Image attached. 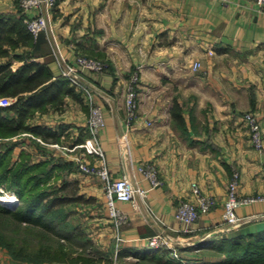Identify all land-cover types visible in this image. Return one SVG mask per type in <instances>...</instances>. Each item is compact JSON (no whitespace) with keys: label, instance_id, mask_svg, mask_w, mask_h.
Instances as JSON below:
<instances>
[{"label":"crops","instance_id":"0c3cea01","mask_svg":"<svg viewBox=\"0 0 264 264\" xmlns=\"http://www.w3.org/2000/svg\"><path fill=\"white\" fill-rule=\"evenodd\" d=\"M14 11L15 0H0V13ZM51 21L53 36L40 32L33 46L17 47L2 61L10 60L15 69L23 63L17 54L33 55L46 63L53 78L58 77L55 41L68 60L84 53L104 60L102 70L84 71L105 119L99 132L104 161L112 178L126 173L147 190L145 202L158 216L153 220L148 215L139 196L135 205L117 202L129 211V219L119 229L111 223L115 238L111 264H143L140 258L151 254L187 264L198 258L211 261L216 258L196 249H206L234 232L264 233V146L254 148L243 117L253 112L264 134V3L58 0ZM194 61L200 63L197 69ZM135 72L138 117L128 128L124 92ZM88 115L84 95L74 89L59 105L35 111L28 123L45 129V137L32 131L15 135L13 156L18 159L24 150L33 161L62 158L69 165L62 177L78 181L88 196L101 191L104 201L101 178L82 172L74 159L81 151L77 144L88 134ZM62 146L77 148L65 156ZM87 159L97 163L92 156ZM149 163L158 168L162 184L152 187L139 170ZM233 169L240 173L238 194L256 199L238 206L240 221L229 225L222 214ZM192 182L214 195L217 204L186 231L175 210L180 200L195 201ZM104 211L110 220L105 204ZM157 233L164 234L169 245L146 243ZM117 236L123 240L118 242ZM0 264L46 263L18 262L0 248Z\"/></svg>","mask_w":264,"mask_h":264},{"label":"trees","instance_id":"16d2710c","mask_svg":"<svg viewBox=\"0 0 264 264\" xmlns=\"http://www.w3.org/2000/svg\"><path fill=\"white\" fill-rule=\"evenodd\" d=\"M36 39L26 27L20 5L14 12L0 13V97L15 98L7 106L0 105V138L4 139L0 141V186L14 192L19 200L14 206L0 203V248L18 262L99 264L101 252L70 218V205L90 201L92 196L80 194L76 180L64 177L61 184L55 182L60 171L69 165L62 158L57 162L33 161L24 150L18 159L13 156L15 135L32 131L45 137V129L28 123L35 111L46 110L47 105H59L65 95L74 92L65 76L53 78L46 63L35 60L33 55L17 54L23 63L15 69L10 60L2 61L11 50L33 46ZM178 112L175 105L176 118ZM72 238L81 239L83 247L76 246ZM196 250L216 259L198 258L188 264H264V233L234 232L206 249ZM140 259L143 264H187L157 254Z\"/></svg>","mask_w":264,"mask_h":264},{"label":"built area","instance_id":"2783aa9c","mask_svg":"<svg viewBox=\"0 0 264 264\" xmlns=\"http://www.w3.org/2000/svg\"><path fill=\"white\" fill-rule=\"evenodd\" d=\"M258 4H263L264 0H254ZM58 0H19L21 11L24 15V22L27 29L34 37H37L40 32L45 31L53 36V24L51 21L52 13L57 6ZM54 53L61 67V75L65 76L69 84L77 91L81 92L89 107V115L87 120V136L83 142L77 144L81 147V151L74 159L77 167L85 173L94 174L102 180V190L104 195V204L107 209V215L116 229H119L129 219V211L120 208L117 202H130L135 205L137 196L144 199L145 209L148 215L153 220H158V216L150 208L145 198L147 190L141 187L138 183L129 178L126 173H122L117 178H112L110 171L104 161V152L99 142V132L105 126V119L101 105L96 101L92 88L86 83L84 71H100L105 66V62L98 58L77 55L74 60L65 58L55 41ZM194 69L200 67L198 61L192 64ZM137 73H133L129 79V83L124 92V108H125V124L129 128L138 117L139 99L137 91ZM15 98L9 96L0 97V105L7 106L13 102ZM247 122L250 138L254 148L262 150L264 146V134L260 124V120L253 112H246L243 115ZM75 147H61L62 155L68 156L74 151ZM87 156H92L97 160V163L88 161ZM144 177L149 180L151 186L162 184L160 172L155 164H145L139 167ZM240 173L237 169H233L227 183L226 197L223 201V219L227 224H237L240 217L236 213V209L243 203H248L256 199L253 196H241L238 194L237 188L239 184ZM192 192L195 196V201L180 200L175 210L176 219L183 225L184 230L191 229V225L201 214L209 212L216 204L217 200L214 195L202 192L196 182H192ZM262 198L261 196H259ZM264 198V197H263ZM117 241H122L120 236H117ZM168 238L162 234L146 238V243L152 247L169 245ZM174 256H177L175 249Z\"/></svg>","mask_w":264,"mask_h":264},{"label":"rangeland","instance_id":"374dc122","mask_svg":"<svg viewBox=\"0 0 264 264\" xmlns=\"http://www.w3.org/2000/svg\"><path fill=\"white\" fill-rule=\"evenodd\" d=\"M19 5H20L19 0H17L16 9L18 8ZM57 14H58V11H57ZM84 55L98 58L104 62V60L101 57L95 56L94 54L84 53ZM3 140L4 139L0 138V141H3ZM61 172L63 171H60L59 177L55 178L57 179L55 180L57 184H61L63 181ZM3 188L4 187L0 186V195H5L9 192V191H5ZM97 190L99 191L100 189H97ZM79 193L85 197L88 196L86 192L80 189H79ZM18 202L19 200L17 198L16 204ZM0 203L3 204L2 201ZM70 206H71V212H72L70 215V218L72 219V222L86 233V237H88L91 240L92 246L97 248V250L101 252L100 254H98L99 256L102 257L99 260V264H111L113 261L114 252H115L114 246L112 245L115 241V238L112 235L113 231H112L111 222L110 220H107V216L104 211V201H103L102 192L100 191V194L96 196L92 195V199L90 201L72 203ZM71 240L75 242L76 246L81 245L80 244L82 242L81 239L72 238ZM87 246L89 247L90 245H87ZM82 247L83 246L81 245V248ZM209 252H213V254L215 253L214 251H209ZM43 263L58 264V263H49V262H43ZM59 264H64V263H59Z\"/></svg>","mask_w":264,"mask_h":264},{"label":"bare ground","instance_id":"6f19581e","mask_svg":"<svg viewBox=\"0 0 264 264\" xmlns=\"http://www.w3.org/2000/svg\"><path fill=\"white\" fill-rule=\"evenodd\" d=\"M17 196L15 193H7L5 195H0V202L2 201L3 204L7 206H14L17 202Z\"/></svg>","mask_w":264,"mask_h":264}]
</instances>
